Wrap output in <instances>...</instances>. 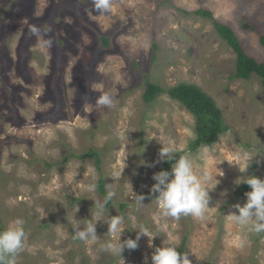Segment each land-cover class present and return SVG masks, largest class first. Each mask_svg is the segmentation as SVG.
Instances as JSON below:
<instances>
[{"label":"rangeland","instance_id":"374dc122","mask_svg":"<svg viewBox=\"0 0 264 264\" xmlns=\"http://www.w3.org/2000/svg\"><path fill=\"white\" fill-rule=\"evenodd\" d=\"M199 8L264 61V0H110L107 12L91 0H0V230L21 218L27 237L15 264H151L155 247L183 241L192 264H264V232L230 219L247 200L234 197L236 178L264 179V87L254 73L234 75L235 52ZM147 81L196 84L227 129L191 149L193 115L167 94L146 103ZM103 93L111 108L95 103ZM169 144L211 177L202 220L165 216L155 197L137 204L132 196L150 193ZM88 148L98 163L76 156ZM243 151L254 155L245 173L231 164ZM109 187L116 195L101 217L94 201ZM114 215L124 218L121 240L135 239L140 225L149 231L121 256L101 247L119 239L103 221ZM89 222L97 239H74L73 225Z\"/></svg>","mask_w":264,"mask_h":264},{"label":"clouds","instance_id":"9594fccd","mask_svg":"<svg viewBox=\"0 0 264 264\" xmlns=\"http://www.w3.org/2000/svg\"><path fill=\"white\" fill-rule=\"evenodd\" d=\"M91 2L97 12H107L110 8V0H91ZM31 32L34 35L38 34V29L33 27ZM45 43L50 45L51 42L45 41ZM113 100L114 98L110 94L103 93L98 95L95 103L98 106L111 108ZM158 155L157 163L162 160H175L171 171L161 170L154 173L152 177L155 183L151 186L150 193L157 200L162 214L176 219L182 215L204 219L209 208V190L212 189L206 187L207 181L211 178L209 173L205 171L203 175H198L190 156L186 154L177 158L176 149L170 144L162 145ZM253 157L252 153L243 151L238 154L236 162L231 164H235L241 173H245ZM234 183L236 185L246 183L251 190L245 193L247 200L243 205L239 203L234 205L237 211L231 213L230 219L249 231L257 234L264 232V179L247 175L237 177ZM115 195L116 190L109 187L103 201H94L99 216H103L108 201L112 200ZM132 196L137 204L143 203L145 199L143 194H137L134 191ZM123 220L122 216L117 215L109 216L108 219L103 220L108 225V232L114 235L118 234L119 237L118 240H110L101 245L104 251L113 255L121 256L125 248L134 250L138 247L141 236L149 237L148 229L140 225L135 239L129 237L121 240L125 229L122 227ZM96 223L89 222L83 227L74 224L73 238L85 242L95 241L97 239ZM24 225L23 219L16 218L6 228L0 230V264H15V257L24 249L27 238ZM149 245L151 246V243ZM145 264H148L147 257ZM151 264H192V262L188 254L179 252L175 245L163 243L162 246L155 247L152 252Z\"/></svg>","mask_w":264,"mask_h":264},{"label":"trees","instance_id":"16d2710c","mask_svg":"<svg viewBox=\"0 0 264 264\" xmlns=\"http://www.w3.org/2000/svg\"><path fill=\"white\" fill-rule=\"evenodd\" d=\"M194 13L212 20L214 28L218 34L235 52L236 71L234 75L238 78L246 79L254 73L261 78V83L264 87V61H258L247 55L232 29L227 25H224V23L217 21L210 10L199 8L195 9ZM101 39L103 44L106 45L108 38L101 36ZM259 40L264 46V35H260ZM158 94H167L169 97L176 99L193 115L196 136L190 142L191 149H195L201 144L209 145L215 142L218 135L227 129L221 111L215 104L214 100L196 84L179 82L173 86L162 87L158 84L147 81L145 90L142 94L143 100L146 103H150ZM98 154L99 153L93 148H88L86 152L76 156H90L98 163ZM171 163L172 160H165L164 167L161 170L170 171ZM98 185L100 191L103 192V181L101 178L99 179ZM249 190L250 187L246 183H241L234 191V197L239 198L244 196ZM143 195L146 198L153 197V194L151 193H144ZM183 248L184 241L180 244L177 250L183 253Z\"/></svg>","mask_w":264,"mask_h":264}]
</instances>
